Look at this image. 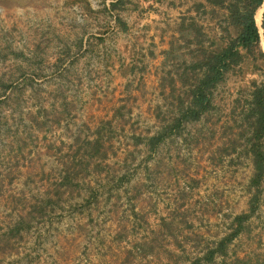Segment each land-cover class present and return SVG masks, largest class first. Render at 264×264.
Returning a JSON list of instances; mask_svg holds the SVG:
<instances>
[{
    "label": "rangeland",
    "instance_id": "obj_1",
    "mask_svg": "<svg viewBox=\"0 0 264 264\" xmlns=\"http://www.w3.org/2000/svg\"><path fill=\"white\" fill-rule=\"evenodd\" d=\"M201 2L0 0V264H193L241 213L226 254L199 264H264L242 126L256 65L232 68L199 121L143 142L174 109L161 78L182 18L222 25Z\"/></svg>",
    "mask_w": 264,
    "mask_h": 264
},
{
    "label": "trees",
    "instance_id": "obj_2",
    "mask_svg": "<svg viewBox=\"0 0 264 264\" xmlns=\"http://www.w3.org/2000/svg\"><path fill=\"white\" fill-rule=\"evenodd\" d=\"M264 0H203L201 7L208 6L212 12L222 10V25L212 29L209 36L202 32L201 25L192 16L182 21L179 36L164 51L163 65L169 67L167 76L161 78V89L173 96L171 106L159 129L146 137L148 150L171 134H177L187 122L199 121L212 108L214 90L224 81L226 74L248 57L260 72V79L251 80L245 107L244 135L249 140L247 152L253 164L252 183L264 175V10L262 33L257 26L255 14ZM188 18V17H187ZM167 80V83L165 82ZM178 92L177 95L174 93ZM169 95V96H170ZM97 141V140H96ZM95 141V142H96ZM94 142V143H95ZM92 143V142H89ZM248 214L235 215L232 231L220 238L215 247L207 249L205 255L196 258L193 264L209 262L216 255L226 254L228 242L239 235ZM202 258V259H201Z\"/></svg>",
    "mask_w": 264,
    "mask_h": 264
},
{
    "label": "bare ground",
    "instance_id": "obj_3",
    "mask_svg": "<svg viewBox=\"0 0 264 264\" xmlns=\"http://www.w3.org/2000/svg\"><path fill=\"white\" fill-rule=\"evenodd\" d=\"M263 8H264V2L259 7V9L256 11V14H255V20H256L257 26L259 27L261 33H262V29H261V22H260V20L262 19L261 13L263 11ZM261 42H264L263 37H261ZM263 48H264V46H263Z\"/></svg>",
    "mask_w": 264,
    "mask_h": 264
},
{
    "label": "water",
    "instance_id": "obj_4",
    "mask_svg": "<svg viewBox=\"0 0 264 264\" xmlns=\"http://www.w3.org/2000/svg\"><path fill=\"white\" fill-rule=\"evenodd\" d=\"M263 10H264V8H263ZM263 12V11H262ZM261 29H262V26H261ZM263 30V29H262ZM264 39V38H263Z\"/></svg>",
    "mask_w": 264,
    "mask_h": 264
}]
</instances>
